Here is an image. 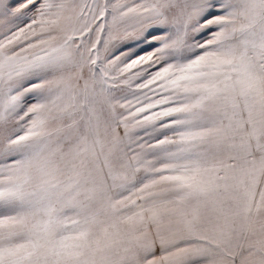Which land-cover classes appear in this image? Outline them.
I'll use <instances>...</instances> for the list:
<instances>
[{
	"label": "snow or ice",
	"instance_id": "1",
	"mask_svg": "<svg viewBox=\"0 0 264 264\" xmlns=\"http://www.w3.org/2000/svg\"><path fill=\"white\" fill-rule=\"evenodd\" d=\"M0 264H264V0H0Z\"/></svg>",
	"mask_w": 264,
	"mask_h": 264
},
{
	"label": "rangeland",
	"instance_id": "2",
	"mask_svg": "<svg viewBox=\"0 0 264 264\" xmlns=\"http://www.w3.org/2000/svg\"><path fill=\"white\" fill-rule=\"evenodd\" d=\"M133 51L139 52L141 48L147 49V45L144 43H138L136 41H130Z\"/></svg>",
	"mask_w": 264,
	"mask_h": 264
}]
</instances>
